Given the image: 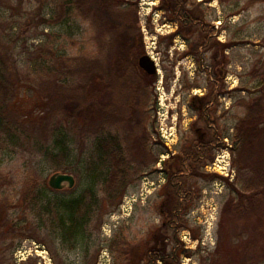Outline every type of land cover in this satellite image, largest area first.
<instances>
[{"label":"rangeland","instance_id":"1","mask_svg":"<svg viewBox=\"0 0 264 264\" xmlns=\"http://www.w3.org/2000/svg\"><path fill=\"white\" fill-rule=\"evenodd\" d=\"M185 1L194 9L199 6L203 30L175 19V0H96L92 7L75 9L85 16L66 24L46 22L57 7L53 0H0V53L10 54L27 81L12 111L25 121L29 115L23 112L37 118L34 124L26 122V131L8 146L6 132L0 129V264H264V209L260 217L252 208L257 217L250 220L222 219L233 195L235 204L244 200L248 177L259 175L264 161L261 137L252 136L241 151L233 150L234 127L247 111L239 101L264 95L261 78L255 76L264 66V0ZM48 51L98 61L84 78L89 88L104 82L101 63L106 61L118 75L129 67L116 84V96L108 104L112 117L104 122L100 136L119 134L131 149L139 175L118 206L102 201L88 229L75 241L61 239L44 206L51 209L75 198L92 183L104 198L107 168L99 169L94 182L88 165L95 125L84 117L78 127L69 120L62 127L74 151L67 168L60 170L73 174L76 184L61 190L49 186L56 171L41 160L40 151L51 144L59 117L43 114L53 110V100L46 96L52 87L50 75L33 66ZM143 54H149L159 69L151 85L140 66L128 65ZM32 66L36 69L29 72ZM110 99L104 95L100 102ZM205 107L210 109L213 130L203 123ZM205 131L208 135L201 140ZM213 132L219 141L183 183L191 191V202L169 226L167 203L176 198L167 195L165 171L175 164L174 155H183L198 140L210 141ZM224 152L235 172L233 179L208 170ZM30 174L49 190L35 206L24 207L20 192Z\"/></svg>","mask_w":264,"mask_h":264},{"label":"trees","instance_id":"2","mask_svg":"<svg viewBox=\"0 0 264 264\" xmlns=\"http://www.w3.org/2000/svg\"><path fill=\"white\" fill-rule=\"evenodd\" d=\"M95 1L53 0L57 7L52 11L50 17L46 19V22L50 24H66L75 16L83 17L85 16L84 13H76L74 10H80L84 6L92 7L95 5ZM199 9V6L195 9L188 6L185 0H175L173 15L177 21L189 23L190 26L197 24L200 30H203L202 27L204 26L201 27ZM43 56L44 60L41 59L33 65L37 68L36 71L39 72L41 68L50 75V78L47 80H51L50 85L52 87L47 89L46 96L52 98L53 110L49 108L43 114H45L46 118L52 116L59 118L56 120L58 127L54 124L55 128L52 131L54 132V137L51 144L45 142V147L40 151L42 152L41 160L48 161L55 171L67 168L66 163L74 150L71 142L67 141V129H63L62 125L64 122L72 120L73 124L78 127L80 124L79 119L84 117L86 120L90 119L91 124L95 125L93 133L96 137L92 144V156L89 160L90 165H88L94 182L99 169L101 170L104 166L107 168L103 184L104 198L100 199L98 197L96 187L92 183L88 189L75 198L63 200L58 206H53L51 209L47 205L44 206L46 213L54 220V230L60 235L61 239L64 241H75L90 226L95 209L99 208L101 203L105 201L109 202L111 206H118L121 197L139 175L133 167L134 161L131 156V149L124 146L120 135L109 133L100 136L101 132H104L106 129V123L104 122H110L109 120L112 117L108 104H112L111 101L116 96V91L114 90L117 87L116 84L121 82L120 78L127 75L124 72L129 67H124V71L118 75L109 69L110 66L107 65L106 61L101 63L100 71L104 82L101 83V86L97 84L89 88L84 78L88 79L89 76L87 75L98 64V61L94 58H90L89 56H58L55 52L49 54V51L48 54H43ZM10 57V54L4 57L0 53V129L6 132L5 140L4 138L1 139L6 142V146L10 144V141L13 142L14 138L20 134V131L21 133L24 130L26 131V122L30 121L34 124V121L37 120V118L30 116V114L23 112V116L29 115V118L26 119L28 121H25L22 115L18 116L17 112L14 113L12 111L20 87L27 81L21 75L23 73L18 69L17 63H11ZM128 65L136 69L135 67L139 66L138 60L129 61ZM33 66L29 69V72L36 69ZM256 73L255 76L261 78V90L264 93V66ZM143 75L149 85L155 83L158 78V75H150L146 72ZM79 78L83 80L81 83L78 81ZM122 82L124 84V81ZM32 89L34 88L31 85ZM261 94L252 102L246 99L239 101L240 105L246 106L247 111L244 116L239 117L234 127V151L236 149L241 151L247 139L252 136L261 137L260 142L262 141L264 149V95ZM104 95L109 96L111 99L108 103L101 104L100 101ZM89 104H92L89 107L91 110L87 109V105ZM209 110V108L205 107L201 113L203 114V123L206 127L212 124L211 116L208 114ZM41 117L43 118V116ZM48 126H45V128H48ZM31 129L35 130L34 127ZM216 135L217 133L214 132L210 141L200 140L199 144L186 148L183 155H179L180 157L178 156L175 159V164L172 165L170 170L168 169L167 195L170 198H176L175 202L168 200L167 203L169 205V226L172 224L173 227L176 224L180 219L179 212L182 210L184 204L191 202L192 196L188 195V192L191 193V191L185 188L183 184L184 180L188 177L189 173L191 174L194 165L202 162L205 155L207 156L210 153L212 144L219 141ZM42 144V142L37 141L38 146ZM200 146L202 149H199ZM210 159L212 160V157ZM142 164L148 165L147 162ZM235 166H237L236 163ZM259 172V175L253 173L248 177L246 189L243 192L241 191L243 194L242 199L244 200L240 204L234 203L237 197L233 195V198L224 205L222 210L223 221L226 218L231 223L237 222L236 220L240 222L250 220L253 217H257L256 213L260 214L259 216L261 217L264 209V161L259 167ZM47 190L49 189L42 184L39 177L31 174L28 175L23 181L22 191L20 192V198H23V206H35L34 204H37L42 199ZM187 196L191 198L189 199ZM252 208L255 209L256 213H251ZM71 246L75 245L72 243ZM159 256L164 258L162 255Z\"/></svg>","mask_w":264,"mask_h":264},{"label":"water","instance_id":"3","mask_svg":"<svg viewBox=\"0 0 264 264\" xmlns=\"http://www.w3.org/2000/svg\"><path fill=\"white\" fill-rule=\"evenodd\" d=\"M138 64L143 71L150 75L156 74L159 70L157 64L149 54L141 55ZM48 184L52 189L61 190L66 186L72 188L76 184V179L71 173L56 171L50 176Z\"/></svg>","mask_w":264,"mask_h":264},{"label":"built area","instance_id":"4","mask_svg":"<svg viewBox=\"0 0 264 264\" xmlns=\"http://www.w3.org/2000/svg\"><path fill=\"white\" fill-rule=\"evenodd\" d=\"M226 151V150H225ZM226 157L228 158L229 155H226L225 152L220 156L219 158L216 159L214 163L211 165H208V170L209 171H215V172H220L221 174L225 176H230L231 178L234 176L235 172L230 168V162L226 160ZM190 240V233L187 231L186 238Z\"/></svg>","mask_w":264,"mask_h":264},{"label":"flooded vegetation","instance_id":"5","mask_svg":"<svg viewBox=\"0 0 264 264\" xmlns=\"http://www.w3.org/2000/svg\"><path fill=\"white\" fill-rule=\"evenodd\" d=\"M208 130H213V125L210 124L208 127ZM214 133V132H213ZM208 135V131H205L204 134L202 136H200L201 140H203L205 137H207ZM200 140H198V144H199ZM199 149H202L201 146L199 147ZM179 155H174L173 159H177ZM180 157V156H179ZM181 159V158H179ZM167 163V162H166ZM167 172H168V169L167 171H165V174H166V177H167ZM167 181V180H166Z\"/></svg>","mask_w":264,"mask_h":264}]
</instances>
